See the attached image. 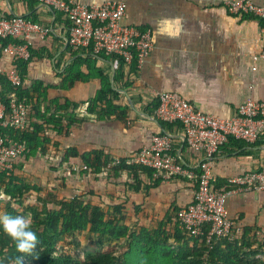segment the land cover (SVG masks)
<instances>
[{"label":"crops","instance_id":"0c3cea01","mask_svg":"<svg viewBox=\"0 0 264 264\" xmlns=\"http://www.w3.org/2000/svg\"><path fill=\"white\" fill-rule=\"evenodd\" d=\"M78 1L100 3L103 0ZM122 1L126 12L124 22L139 29L148 28L152 48L134 71L122 65L120 78L114 80V69L121 59L118 57L117 63L113 64V58L96 56L85 47L74 49L69 46L64 28L67 21L60 11L35 0H0L1 14L30 16L34 21L50 27L47 35L43 38L35 36L29 46L34 54H30L27 62L23 87L29 88L32 80H40L36 87L45 92L46 100L39 105V116H33L30 111L27 113L28 120L42 123V115L52 113L53 116L54 111L59 110L56 105L61 104L64 97L78 104L74 108V116L85 113L84 102L94 95L100 85L96 74L74 81L67 88L60 86L61 71L76 55L87 56L93 71L96 67L100 68L119 94L114 102L121 105L127 103L129 107L124 121L113 117L92 119V113L85 114L72 123L65 136L54 133V120L43 122L44 131L39 134L50 141L44 143L43 153L38 151V147L29 153L41 156L32 159L35 167L48 163V154L52 153L49 157L57 154V149L52 148L49 152V148L53 147L50 142L58 141L59 149L69 145L75 146L78 151L99 148L113 156L124 157L146 147L152 134L167 131L171 134L174 153L179 156L184 169L192 171L197 169V154L183 143L178 122H163L160 125L153 114L155 92H179L195 107L219 116L232 114L236 105L246 98L264 101V60L251 58L252 52L260 45V19L246 13L228 12L223 6L224 0ZM253 1L264 7V0ZM8 61L6 56L0 55V69ZM79 68L86 72L84 65ZM36 94L34 92L33 96ZM50 99L57 103L48 104ZM45 104L52 110H47ZM64 122L61 118L60 124ZM214 155L211 172L213 180L218 183L248 169L264 168V133L251 143L231 137L217 147ZM17 160H13L12 170L21 175L16 172L22 165L19 163L21 159ZM160 182L159 187L150 189L145 198L139 193H127L135 201L144 199L140 210L143 215L149 214L151 206L156 207V211L164 210L174 197L179 204L189 201L192 182L184 179ZM165 200L166 204L160 206L159 203ZM225 205L228 215L236 218L239 226L245 224L264 229V191L232 192L227 196ZM140 212L136 214L139 218Z\"/></svg>","mask_w":264,"mask_h":264},{"label":"trees","instance_id":"16d2710c","mask_svg":"<svg viewBox=\"0 0 264 264\" xmlns=\"http://www.w3.org/2000/svg\"><path fill=\"white\" fill-rule=\"evenodd\" d=\"M23 16L34 20L30 16ZM259 19L261 25H264V19ZM7 40L3 39L1 42L5 43ZM29 52L31 56L34 54L30 48ZM95 55L107 59L114 57L112 54L103 53ZM29 58L13 61L21 76L20 85L12 86L4 76L0 75L2 86L0 100L7 105L8 98L15 97L24 102L27 113L31 111L33 116H39L40 104L46 100L45 92L37 90L36 87V84H40V80H32L29 88L23 87ZM87 59V56L73 57L60 73L62 75L60 86L67 88L74 81L85 80L92 73L100 79V85L94 95L84 102L86 103L84 114L74 116V108L78 104L64 97L63 102L56 105L59 110L54 111L53 116L52 113L48 116L42 115V123L55 121L53 130L56 134L67 135L72 123L82 119L85 114L92 113V119L113 117L121 121L127 116L128 104L121 105L114 102L119 96L117 90L110 85L106 74L100 68L96 67L95 71L92 70L93 67L89 65ZM134 62L133 60L128 66L130 71L135 69ZM80 65L85 66L86 72L80 70ZM122 65V61L119 60L114 69V80L120 78ZM34 92L37 93L35 96H33ZM48 101V104L56 102L51 99ZM48 104H45V108L52 110L47 106ZM61 118H64L63 124H60ZM163 122L159 120L160 125H163ZM42 123L30 121L26 117L22 128L0 127V133L11 141L23 142L24 150L19 155L32 153L31 150L36 147L40 153H43L44 143L50 140L45 135L39 134L40 131H44ZM50 143L53 149H57L55 160L57 167H68L72 172L80 171L88 177L92 174L95 179L100 178L122 186V191L98 194L96 196L98 201L93 203L89 199L83 201L79 195L66 198L61 191L55 190L56 188L52 186L43 188L35 182H26L23 177L13 172V163L11 168L0 170V191L8 200L5 211L13 215H28L33 221V230L40 240L32 254L23 256L22 264H264V229L245 224L239 226L237 219L232 217L234 224L229 234L219 237L212 235L207 241L206 223H202L201 230L197 233H192L189 228L179 223V210L186 203H177L175 197L169 201L164 210L161 209V215L154 219L153 224H142L137 220L128 223L126 221L128 210L131 209L135 218H138L136 214L144 205L143 198L150 189L158 188L161 183L160 177L153 175L154 168L131 160V154L124 157L113 156L99 148L78 151L75 146L70 145L59 149L58 141ZM169 152L183 166L172 146ZM192 171L193 176L172 173L167 180L184 179L192 182V187L195 188L198 169L194 168ZM212 183L214 186L228 185V188L232 189L237 186L243 187L238 182H228L227 178L222 183L219 182L220 184L215 180H212ZM40 189H45V192L41 193ZM31 191L36 193L35 202L25 203L22 210L18 211L10 205V200L17 201ZM88 191H92L91 188ZM129 191L139 193L143 198L135 201L127 194ZM243 191L245 190L241 192ZM47 204H51V207L48 208ZM100 204H104V208ZM84 229L95 234L99 241H102V238L108 241L125 239L124 249H118L115 244L93 251H78L80 256L71 253L69 249L77 248L75 243L78 240L69 237L60 242V237L64 234H72L76 237V233ZM15 255L10 240L0 231V264H8Z\"/></svg>","mask_w":264,"mask_h":264},{"label":"built area","instance_id":"2783aa9c","mask_svg":"<svg viewBox=\"0 0 264 264\" xmlns=\"http://www.w3.org/2000/svg\"><path fill=\"white\" fill-rule=\"evenodd\" d=\"M35 1L63 14L67 21L65 40L74 49L85 47L93 54H112L113 64L119 57L126 67L134 60L135 67H138L152 48L148 28L139 29L124 22L126 12L122 0H103L100 3ZM223 6L230 13H246L264 19V7L253 0H224ZM49 32V26L23 15L0 13V55L9 60L0 72L12 86L21 84V76L13 61L28 59L31 39L35 36L43 38ZM3 39L8 40L2 43ZM259 42V48L251 54L252 60H264V25L259 27ZM155 96V117L168 123L178 122L182 141L197 154V184L191 188L189 201L179 210V223L192 233L199 232L202 223H206L207 241L212 235L229 234L234 223L226 209L227 196L242 190L264 191V168L260 166L228 176V182L243 185L232 189L224 184L213 185L211 163L217 147L229 138L251 143L264 133V101L249 97L238 103L232 114L219 116L195 107L176 91L160 90L155 92ZM26 117L27 108L22 100L10 97L7 105L0 100V127L22 128ZM171 146L169 132L152 134L146 147L131 153V160L154 168L153 175H158L161 181H167L172 173L193 176L192 171L184 169L169 152ZM23 150V142L11 141L0 133V170L11 168L13 160Z\"/></svg>","mask_w":264,"mask_h":264},{"label":"rangeland","instance_id":"374dc122","mask_svg":"<svg viewBox=\"0 0 264 264\" xmlns=\"http://www.w3.org/2000/svg\"><path fill=\"white\" fill-rule=\"evenodd\" d=\"M49 148V152L52 151ZM52 154V153H51ZM51 154H48V159L46 164L42 165H37L36 167L32 165L31 161L32 159L39 158L41 157L39 154H25L19 156L17 158L18 160L21 159L19 162L20 168L16 169V172H18L19 176L23 177L26 182H35L38 186L43 187V188H49V187H55L57 191H61V193L66 197L70 198L73 195H79V197L85 201L89 199L90 201L97 202V195L98 194H105L106 192L114 191H122V186L115 184V183H110L109 181H104L103 179L97 178L95 179L92 174L90 176H85L83 173H78V171L72 172L68 167L62 168L56 166V158L57 154L53 153L51 157H49ZM55 158V159H52ZM17 160V161H18ZM36 164V162H35ZM71 166V165H70ZM73 167V166H71ZM77 166H74L76 168ZM40 171V169H42ZM73 169V168H72ZM85 179V181H84ZM92 186V187H90ZM91 188L92 191H88V189ZM193 188V187H192ZM41 193L45 192V189H40ZM0 212L5 211V206L7 200V196L3 194L0 191ZM36 193L34 191H31L30 193H25L24 198L21 197V199L17 201L10 200V205L14 207L16 211L22 210L23 205L26 203H33L35 202ZM191 197V195H190ZM165 201H161L159 204L160 206H163L166 204ZM104 205V204H100ZM47 207H51V204H47ZM104 208V206H103ZM151 211H149V214L143 215L142 211L141 213V218H135L134 212L131 211V209L128 210V216L126 218V221L128 223H131L134 220H137L138 223L142 224H148L154 223V219L156 216L160 215L162 211L160 209H157L159 211H156V207L151 206L149 208ZM156 211V212H155ZM26 217H29L28 215H24ZM154 217V218H153ZM142 218H147V219H142ZM75 238L78 240L77 243V248H70L69 251L71 253L79 255V252L81 251H93L98 248H105L107 246H114L115 244L117 245L118 249L123 250L125 246V239H110L109 241L106 240L105 238H102V241H99L96 238L95 234L90 233L86 229L77 232L76 237L72 234H64L60 238V242H63L65 238ZM74 245V244H73ZM79 251V252H78ZM80 256V255H79Z\"/></svg>","mask_w":264,"mask_h":264},{"label":"clouds","instance_id":"9594fccd","mask_svg":"<svg viewBox=\"0 0 264 264\" xmlns=\"http://www.w3.org/2000/svg\"><path fill=\"white\" fill-rule=\"evenodd\" d=\"M0 231L10 240L16 253L8 264H22L23 256L32 254L37 244L40 243L36 231L33 230L32 219L24 215H13L6 211L0 212Z\"/></svg>","mask_w":264,"mask_h":264}]
</instances>
